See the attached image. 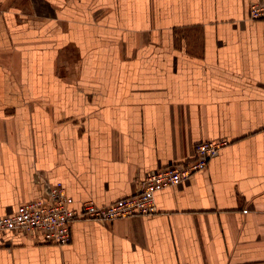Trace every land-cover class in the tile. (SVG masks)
Segmentation results:
<instances>
[{
    "label": "crops",
    "instance_id": "0c3cea01",
    "mask_svg": "<svg viewBox=\"0 0 264 264\" xmlns=\"http://www.w3.org/2000/svg\"><path fill=\"white\" fill-rule=\"evenodd\" d=\"M264 0H0V216L62 182L78 207L226 139L157 212L0 232V264H264Z\"/></svg>",
    "mask_w": 264,
    "mask_h": 264
},
{
    "label": "built area",
    "instance_id": "2783aa9c",
    "mask_svg": "<svg viewBox=\"0 0 264 264\" xmlns=\"http://www.w3.org/2000/svg\"><path fill=\"white\" fill-rule=\"evenodd\" d=\"M248 18L264 19V1L249 3ZM226 143V139L198 141L191 160L149 171L140 181L137 193L105 205L89 200L73 207L62 182L57 181L40 196L20 204L13 213L0 216V232L24 235L42 243L65 245L71 239V227L76 220L110 223L137 215H153L157 212L156 190L180 183L204 169Z\"/></svg>",
    "mask_w": 264,
    "mask_h": 264
}]
</instances>
